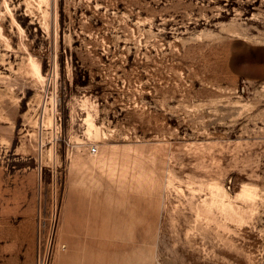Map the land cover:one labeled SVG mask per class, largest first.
Listing matches in <instances>:
<instances>
[{"label": "rangeland", "instance_id": "1", "mask_svg": "<svg viewBox=\"0 0 264 264\" xmlns=\"http://www.w3.org/2000/svg\"><path fill=\"white\" fill-rule=\"evenodd\" d=\"M0 264H264V0H0Z\"/></svg>", "mask_w": 264, "mask_h": 264}, {"label": "bare ground", "instance_id": "2", "mask_svg": "<svg viewBox=\"0 0 264 264\" xmlns=\"http://www.w3.org/2000/svg\"><path fill=\"white\" fill-rule=\"evenodd\" d=\"M31 65H32V67H33V69H34V72L36 73V75L37 76H42L41 75V71H40V66H39V63L38 62H36V61H34L33 59H32V63H31ZM32 72V71H31ZM34 73V74H35ZM50 116H48L47 117V119H46V122H48L49 120H50V118H49ZM87 117V116H86ZM49 118V119H48ZM48 120V121H47ZM88 121V120H87Z\"/></svg>", "mask_w": 264, "mask_h": 264}, {"label": "built area", "instance_id": "3", "mask_svg": "<svg viewBox=\"0 0 264 264\" xmlns=\"http://www.w3.org/2000/svg\"><path fill=\"white\" fill-rule=\"evenodd\" d=\"M91 150H92V151L96 150V147L92 146V147H91Z\"/></svg>", "mask_w": 264, "mask_h": 264}]
</instances>
